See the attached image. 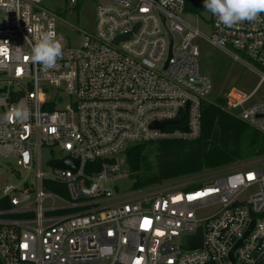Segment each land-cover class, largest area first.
I'll use <instances>...</instances> for the list:
<instances>
[{
    "label": "built area",
    "instance_id": "1",
    "mask_svg": "<svg viewBox=\"0 0 264 264\" xmlns=\"http://www.w3.org/2000/svg\"><path fill=\"white\" fill-rule=\"evenodd\" d=\"M187 13L185 0H102L92 32L70 45L41 0H0V162L26 172L0 189V264H264V154L126 193L109 185L130 175L129 146L200 135L212 84ZM207 14L210 45L260 76L221 107L264 135V101L253 100L264 13L232 28ZM49 30L64 56L45 71L30 53ZM19 104L31 111L23 123L11 116ZM66 158L77 167L54 165ZM199 227L201 247L181 248Z\"/></svg>",
    "mask_w": 264,
    "mask_h": 264
},
{
    "label": "trees",
    "instance_id": "2",
    "mask_svg": "<svg viewBox=\"0 0 264 264\" xmlns=\"http://www.w3.org/2000/svg\"><path fill=\"white\" fill-rule=\"evenodd\" d=\"M203 3L204 0H185V11L202 17L208 12ZM224 102L223 96L202 102L201 132L196 139H159L129 146L125 154L133 178L132 187H143L264 154V135L223 110ZM147 145H154L153 162L147 160Z\"/></svg>",
    "mask_w": 264,
    "mask_h": 264
},
{
    "label": "rangeland",
    "instance_id": "3",
    "mask_svg": "<svg viewBox=\"0 0 264 264\" xmlns=\"http://www.w3.org/2000/svg\"><path fill=\"white\" fill-rule=\"evenodd\" d=\"M102 0H77L69 4L68 0H41V5L53 12L57 17V31L62 34L65 44L77 45L81 42L85 32H92L94 26V7ZM184 19L195 26L201 36L195 39L199 49L200 73L209 77L212 89L206 101H215L223 96L230 88L234 87L243 93H249L259 81V74L248 65L235 61L221 49L215 48L206 40L210 35L211 25L206 20L208 14L202 17L184 14ZM253 100L264 101V82L258 87ZM147 160H154V145L146 146ZM46 150H42V162L46 157ZM57 154V153H56ZM148 163V162H147ZM0 189L6 185H16L26 176L22 169L12 170L1 160L0 162ZM148 171V170H147ZM133 178L129 175L109 185L115 192L126 193L131 190ZM202 214H205L202 213Z\"/></svg>",
    "mask_w": 264,
    "mask_h": 264
},
{
    "label": "clouds",
    "instance_id": "4",
    "mask_svg": "<svg viewBox=\"0 0 264 264\" xmlns=\"http://www.w3.org/2000/svg\"><path fill=\"white\" fill-rule=\"evenodd\" d=\"M170 0H166V3ZM203 8L214 16L218 23L232 28L245 21L254 23L264 13V0H204ZM64 56V44L55 31H40L31 48L30 59L41 65L45 71L58 67V60ZM11 116L18 122H26L30 109L19 104L11 110ZM110 253L111 247L101 249V254Z\"/></svg>",
    "mask_w": 264,
    "mask_h": 264
},
{
    "label": "water",
    "instance_id": "5",
    "mask_svg": "<svg viewBox=\"0 0 264 264\" xmlns=\"http://www.w3.org/2000/svg\"><path fill=\"white\" fill-rule=\"evenodd\" d=\"M223 97H225V95H223ZM153 127L157 126L160 128V130L163 129L164 124H153ZM186 129V128H185ZM77 161L73 162L71 158H66L64 160L61 161H56L54 163L55 166L58 167H71L72 169H75L77 167ZM144 205H148V202L143 203ZM253 225V221L251 223V226ZM248 232V231H247ZM247 232L245 233V235L247 234ZM240 242V241H239ZM202 245V232H201V228H198V231L193 234V235H189V236H185L182 241H181V248L183 249H191V248H197V247H201Z\"/></svg>",
    "mask_w": 264,
    "mask_h": 264
},
{
    "label": "snow or ice",
    "instance_id": "6",
    "mask_svg": "<svg viewBox=\"0 0 264 264\" xmlns=\"http://www.w3.org/2000/svg\"><path fill=\"white\" fill-rule=\"evenodd\" d=\"M249 178L251 179L252 177H251V174L249 175Z\"/></svg>",
    "mask_w": 264,
    "mask_h": 264
}]
</instances>
